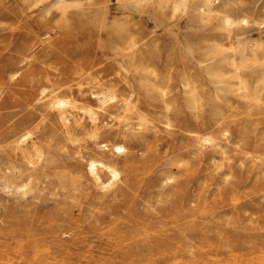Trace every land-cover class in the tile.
<instances>
[{"label": "rangeland", "instance_id": "obj_1", "mask_svg": "<svg viewBox=\"0 0 264 264\" xmlns=\"http://www.w3.org/2000/svg\"><path fill=\"white\" fill-rule=\"evenodd\" d=\"M181 1L0 0V264H264V0Z\"/></svg>", "mask_w": 264, "mask_h": 264}, {"label": "bare ground", "instance_id": "obj_2", "mask_svg": "<svg viewBox=\"0 0 264 264\" xmlns=\"http://www.w3.org/2000/svg\"><path fill=\"white\" fill-rule=\"evenodd\" d=\"M63 0H56V3L58 2V3H61ZM206 1V3H207V10L208 11H212V7H210V5L209 4H211L210 2H211V0H205ZM66 2H67V0H66ZM180 2V1H179ZM181 2H183V0L181 1ZM34 3V2H33ZM69 3V2H68ZM31 4V3H30ZM51 4H53V3H51ZM175 4V3H174ZM65 5V4H64ZM61 6H63V4L62 5H60V7ZM66 7V6H65ZM175 7V6H174ZM63 8V7H62ZM67 8V7H66ZM66 8L64 9L65 11H67L66 10ZM203 10H205V9H203ZM216 10V9H215ZM65 11H64V13H65ZM210 11V12H211ZM67 12H69V11H67ZM204 12V11H203ZM61 13V12H60ZM88 13V12H87ZM86 13V14H87ZM91 13V12H90ZM62 15V14H61ZM64 15V14H63ZM65 15H67V14H65ZM88 15V14H87ZM60 16V15H59ZM68 16V15H67ZM60 17H62V16H60ZM63 17H65V16H63ZM105 18H107L106 16H104ZM55 18V17H54ZM65 20V19H64ZM56 22V21H55ZM245 23V22H247V18H245L244 16H242V17H240V18H235V17H232V16H230V15H228V14H225L224 16H222V18H221V23H220V25H221V27H225V28H230L229 26H232L234 23ZM117 27V26H116ZM99 29V28H98ZM116 30V29H115ZM130 30V29H129ZM129 33V32H128ZM110 34V33H109ZM121 34V38H119V43L121 44V47L124 49V48H126V45H127V38H128V34H126V32L125 31H123V32H121L120 33ZM130 34V33H129ZM72 35V34H71ZM111 35V34H110ZM132 36V35H131ZM114 44V43H113ZM135 44V43H134ZM115 46V45H114ZM21 47V46H20ZM30 48V47H29ZM28 50V49H27ZM34 52V51H33ZM26 54V53H25ZM117 54V53H116ZM24 55V54H23ZM30 56H33L32 54H29ZM26 56V55H25ZM27 57V56H26ZM231 57V56H230ZM128 58V57H127ZM23 59V58H22ZM111 60V59H110ZM233 60H234V58H233ZM234 63V62H233ZM5 67V66H4ZM18 68V67H17ZM2 69V68H1ZM11 69H13V68H11ZM78 69V68H77ZM9 71V70H8ZM12 71V70H11ZM98 71V70H97ZM97 71H94V73L95 72H97ZM101 71V70H100ZM19 71H17V69L16 70H14L13 72H11V78H13V77H15V78H21V76L22 75H19L20 73H18ZM36 72V71H35ZM22 73V72H21ZM29 76L30 75H32V74H34V70L33 69H29L27 72H26ZM10 74V73H9ZM24 74V73H23ZM27 75V76H28ZM95 75V74H94ZM97 76H99V75H97ZM93 77H95V76H93ZM100 77V76H99ZM29 78V77H28ZM96 78H98V77H96ZM101 78V77H100ZM102 79V78H101ZM111 79V78H110ZM124 80H125V78H124ZM97 81V80H96ZM99 81V80H98ZM82 82V81H81ZM81 82H77V90H78V92H82L83 91V87H82V83ZM103 82V81H102ZM113 82V81H112ZM127 82V81H126ZM94 83V82H93ZM114 83H116V82H114ZM128 83V82H127ZM126 83V84H127ZM53 84H55V86L50 90L51 92L52 91H54V92H56L55 90L56 89H61V86H62V83L60 84V83H55V82H52V85ZM64 84V83H63ZM159 84V83H158ZM116 86V84L114 85V87ZM88 87H89V85H88ZM93 87V86H92ZM91 86L89 87L90 89L92 88ZM121 87V86H120ZM115 89V88H114ZM73 90L74 89H70V91L71 92H73ZM91 94H92V96H96L97 97V100H99L100 102H101V104L103 103H107V102H109L110 100H112L115 96H116V93L114 92V90L112 89V88H110V90H109V88L108 89H103V90H93V89H91ZM49 94H50V92H49ZM48 94V95H49ZM72 94V93H71ZM120 94V93H119ZM118 94V95H119ZM126 94V93H125ZM44 95H47L46 93L44 94ZM53 96V95H52ZM64 95H62V96H59V95H57L56 93H55V95H54V98L52 97V99H50V101L47 99V105H54V107H56V111H57V113H58V115L61 117V118H63V119H66V115H65V106L66 105H76L75 104V99H78V98H74V97H71V96H68V98L67 97H63ZM65 96H67V95H65ZM126 96V95H125ZM125 96L124 97H122L123 99H126V101L128 100L127 98H125ZM121 97V96H120ZM128 97V96H127ZM44 98V97H43ZM42 98V99H43ZM130 98V97H129ZM39 99H41V98H39ZM38 99V100H39ZM41 99V100H42ZM44 100V99H43ZM125 101V102H126ZM97 102V101H96ZM116 103V102H115ZM128 103V102H127ZM126 103V104H127ZM83 105V104H82ZM166 105H168V104H166ZM91 106V105H90ZM133 106V105H132ZM132 106H130V107H132ZM169 106V105H168ZM136 107V106H135ZM168 108V107H167ZM166 108V109H167ZM83 109V108H82ZM86 109V108H85ZM137 110V109H136ZM168 110V109H167ZM87 111H88V113L90 114V118H92V119H94L95 117H96V111L95 110H93V108L91 109V108H87ZM81 115V114H80ZM140 115V114H139ZM138 115V116H139ZM142 116V115H141ZM27 117V116H26ZM136 117V116H135ZM184 117V116H183ZM97 118V117H96ZM137 118H139V117H137ZM222 118V117H221ZM35 121V120H34ZM129 122H131V121H129ZM128 122V123H129ZM169 123V122H168ZM31 124H32V122H31ZM126 124H127V122H126ZM155 127V126H154ZM94 128H96V127H94ZM26 131V130H25ZM121 131V130H120ZM155 131H157V130H155ZM32 132V131H31ZM122 132V131H121ZM15 133H18L17 131L15 132ZM14 133V134H15ZM96 133V132H95ZM125 133V132H124ZM146 133V132H145ZM145 133H140V136L138 135L137 137H135V139L137 140L138 138L139 139H142V138H144V136H145ZM26 135H28V132H22V134H20V135H18L17 137H16V143H18L19 142V140H21V139H23V138H25L26 137ZM128 135V134H127ZM153 136V135H152ZM10 138H11V136H10ZM28 138V137H27ZM129 139V138H128ZM7 140H8V138H7ZM131 140V139H130ZM34 141V140H33ZM35 144H36V142H35ZM193 144V143H192ZM101 145H106V143L104 142V143H102ZM133 146V145H132ZM136 146V145H135ZM111 150H113L114 152H122L123 150H125L124 149V146H123V143L121 144V142L120 143H113L112 145H111ZM196 150H198V149H196ZM104 151V150H103ZM117 154V153H116ZM125 154H126V152H125ZM128 154V153H127ZM126 154V155H127ZM11 155V154H10ZM100 156V155H99ZM101 157V156H100ZM133 157V156H132ZM135 157V156H134ZM15 158V157H14ZM106 158V157H105ZM116 158V157H115ZM125 158V157H124ZM128 158V157H127ZM130 158V157H129ZM128 158V159H129ZM108 161H112V160H108ZM130 161V160H129ZM32 162V161H31ZM34 162V161H33ZM8 163V162H7ZM118 163V162H117ZM128 163V162H127ZM87 168H88V171L90 172V174H92L93 175V177L96 179V180H98L100 183H102L104 186L105 185H109V184H111V185H113L112 184V182L115 180V178H117L118 177V174H119V170L116 168V166H114V165H112V164H110L109 162H107V161H105V160H103L102 158L100 159H95V158H90L88 161H87ZM35 165V164H34ZM126 165V164H125ZM27 167H29V166H27ZM102 167H104V168H106V170H107V172L109 173V176H108V178H107V180L106 181H103V180H101V176H100V173H99V171H98V169L99 168H102ZM35 168V167H34ZM34 168H32V169H34ZM129 168V167H128ZM127 170V169H126ZM30 173H31V171H29ZM28 173V172H27ZM87 174H89V173H87ZM30 175V174H29ZM169 177V176H168ZM165 179V178H164ZM13 181V180H12ZM26 182V181H25ZM29 182V181H28ZM93 182H94V180H93ZM97 182V181H96ZM96 184V183H95ZM22 185V184H21ZM100 186V185H99ZM106 187V186H105ZM110 187V186H109ZM118 187V186H117ZM120 187V186H119ZM86 188V187H85ZM25 190V189H24ZM121 190V189H120ZM26 192V191H25ZM105 192V191H104ZM153 192V191H152ZM98 194V193H97ZM147 195H149L150 193H149V191H147V193H146ZM100 195V194H99ZM102 195V194H101ZM118 198V197H117ZM146 198V197H145ZM147 200V199H146ZM145 205V204H144ZM157 211V210H156ZM112 213V212H111ZM18 220V219H17ZM15 221H16V219H15ZM98 221V220H97ZM11 222V221H10ZM96 222V221H95ZM94 222V223H95ZM9 223V221L7 222V224ZM16 223V224H15ZM18 223H20L21 224V222L19 221V222H12V225L14 226L15 225V229H18V227H17V225H18ZM19 224V225H20ZM95 224H97V223H95ZM11 225V226H12ZM18 225V226H19ZM10 227V226H9ZM13 228V227H12ZM93 228V227H92ZM68 229V228H67ZM66 229V230H67ZM69 229H71V228H69ZM89 229H91V227H89ZM92 230V229H91ZM89 232V231H88ZM128 232V231H127ZM130 232V231H129ZM123 235V234H122ZM161 240V239H160ZM164 242V241H163ZM162 241H158V239L154 242V244L155 243H158V244H160L161 245V243H163ZM158 244L156 245V246H158ZM165 244V243H164ZM159 245V246H160Z\"/></svg>", "mask_w": 264, "mask_h": 264}]
</instances>
